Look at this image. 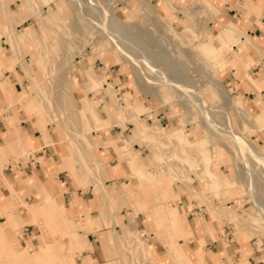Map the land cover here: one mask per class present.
<instances>
[{
	"label": "crops",
	"instance_id": "obj_1",
	"mask_svg": "<svg viewBox=\"0 0 264 264\" xmlns=\"http://www.w3.org/2000/svg\"><path fill=\"white\" fill-rule=\"evenodd\" d=\"M175 1L186 7V13L192 7L202 11V1L206 4L203 11L211 12L207 21L212 22L217 37L224 38L213 40L215 46L220 50L231 47L228 63L222 62L218 70L216 67V77L204 58L195 55L223 86L220 74L224 73L222 80L230 87L229 91L224 86L234 110L244 115L243 123L254 130L251 140L264 148V0H193L196 6L188 5L192 0H156L159 10H154L167 26L186 16L173 5ZM32 13H38L37 17ZM62 13L57 0H0V156L8 151L31 150L41 138L46 143H41V153L34 152L25 164L17 163L14 171L9 164L0 171V247L5 252L1 256L9 255L20 264H47L53 259L56 264H264V248L249 242L251 238H264V227L250 211L241 214L251 208L247 206L250 200L243 195L231 199L229 193L236 196V192L227 186L220 171L221 185L213 183L224 188L220 194L224 196L218 201L211 202L201 186H193V171L187 169L188 158L183 154L191 147L205 166L213 164L210 157L203 148L185 142L175 127L166 130L140 115H149L156 108L154 99L145 95V104L128 90L116 94L107 72L104 83V62L99 72L93 65L95 57L104 55L95 40L88 46L92 57L86 60L91 69L84 72L85 61L77 62V104L69 91L73 89L68 81L72 75L68 67L63 68L65 64L47 73L49 98L42 97L39 89L35 95L38 86L32 87V83L42 77L37 79L31 73L28 55L51 56L53 48L43 42L47 37L45 24L47 18L56 21ZM192 26L200 34V29ZM204 32L206 40L211 37V31ZM63 33L64 38L71 36ZM57 40L62 42L61 37ZM229 64L237 66L228 68ZM120 70L124 72V67ZM109 75L115 86H128L120 72L110 69ZM109 96L115 104L106 112ZM232 97L240 100L244 110ZM123 99L128 103L120 107ZM219 99L226 103L223 97ZM159 104L175 106L188 114L187 108ZM42 106L50 110L52 119L41 113ZM81 111L93 124L77 123ZM31 114L37 116V123L29 119ZM170 116L159 114L156 119ZM45 121L54 122L60 130L55 131L56 138L46 131ZM189 121L186 115L185 122ZM127 122L131 124L129 134L123 130ZM167 123L176 124L173 119H167ZM155 137L160 143H155ZM134 140L148 142L155 158H145ZM177 150L181 155L173 157ZM168 160L174 172L163 168ZM200 179L205 188L211 185L206 174ZM172 184L177 192L170 194ZM16 199L24 206L20 213L7 209ZM194 199L206 200L210 208L205 204L204 209L195 207ZM181 208H185L183 212ZM20 221L25 223L16 238L23 245L15 252L9 247L7 234ZM222 225L229 228L232 238L219 228Z\"/></svg>",
	"mask_w": 264,
	"mask_h": 264
},
{
	"label": "rangeland",
	"instance_id": "obj_2",
	"mask_svg": "<svg viewBox=\"0 0 264 264\" xmlns=\"http://www.w3.org/2000/svg\"><path fill=\"white\" fill-rule=\"evenodd\" d=\"M80 1H82V3H87L86 0H80ZM103 1H104L103 3L109 2L111 5H114V2L116 0H103ZM142 1L146 2L152 8V11H153L152 15L142 16V18H141L142 9L140 7L142 6ZM57 2L59 4V6L61 7V9L63 10V13L56 20V21L59 20L58 22H56L53 18H47V23L45 24L47 26V37L46 38L44 37V40H43L45 45H47V46L50 45L51 48H53V49L50 48L51 49V56L45 57V55H44V57H42V58H36V57L31 56L30 53L28 55V62L31 64V67H32L31 73L34 74V77H36L37 79L42 77L38 81V83L37 82L32 83V87H33V84H34V87L37 84L38 88H34V91L36 92L35 95H37V92L39 89L42 97L49 98V94L46 91V89L48 88V86L46 84L47 73L49 71H51L52 69H55L56 67H58L62 64L68 63V69H69L70 74L72 75V77H70L68 81L72 84L71 87H73V89H71V90L69 89V91L71 92V96L73 98L74 104H77V94L75 91V88L77 86V83L75 81V76L79 75L78 70H77L78 68H76V66L78 67V65H79L77 62L78 61L80 62V60L85 61V64H82V71L85 72V71L91 69L90 63H87L86 60H87V58L92 57V55H91V49L92 48L88 47L82 55H76L75 54L76 44L73 43L71 41V39H69V38H71L72 36L74 38L81 37L79 35L83 31H84V33H87V28L86 27H83V28L79 27V30L77 31L73 25H68L69 22L70 23L75 22V20H76V14H75L74 6L70 3L69 0H57ZM173 5L177 8H180L179 10L182 11L183 14L186 16L183 19L178 18L179 22L176 20L172 21L171 22L172 25H170V26H167V24H165L162 21L160 16L154 10V9L159 10V8L156 5V0H149V1L148 0H141V1L140 0H121L120 2L117 3V6H114L112 8V11L119 19H122V20L125 19L129 22L128 24H131L132 27L134 26L133 28H134L135 33H138L142 36H147V39H150L149 43H148V44H150L149 47L154 49L155 52L158 51L155 49V47L156 48L158 47V49H159L158 52H160V51H164V52L168 51L169 52V53L167 52L166 55L168 56V58L170 60H174L175 62L180 61L184 71L186 70L185 73L186 74L188 73V75L192 76L197 81L198 87H199L201 93L205 96V98L207 100H209L210 104L214 108H217V109L226 108V105L224 104V102L221 99H219V97H221V95L219 94L218 90L215 88V86L212 83L209 82L208 79L204 78L202 71H203V67H205V66L202 64V60L198 57V60L201 62L203 67L198 65V64L193 65L192 63H190V61L188 59L185 60L186 58H184V57H186L187 55L195 56V57H197L196 55H198L200 57H203L204 61L211 66V70L213 72V75H215L217 77L216 67L218 70L219 65L222 64V62L228 63L227 62L228 61V55L231 52V47L229 46L226 49L220 50V49H217V47L215 46L213 40L221 41L224 38L222 36L217 37V35L213 31L214 28H213L212 22L210 20L207 21L208 16H209L208 14L211 12L208 13V12L203 11V10H205V7H206V4L203 1H202V5L200 6L202 11H197L196 7H192L191 8L192 11H190V12L188 11L186 13V7L181 8L180 3L175 1V2H173ZM188 5L196 6V3H194V1L192 0L191 2H189ZM44 7H45V10H47V7L45 5H44ZM32 14H34L37 17L38 13H36V14L32 13ZM179 14L181 15L180 12H179ZM156 17L160 21V23L162 24L163 28L173 35L175 33H180L182 31H184V29L186 27H188L189 25L191 26V24L200 29V34L195 37L196 39L193 42H190V43L184 44L180 41H177V44H176V43H172V42L167 41V42H164V44H165L164 47L162 45L160 46L159 44L154 43V41H156V38H160V36H159L160 31L157 28H155V26L152 24L155 21ZM64 18H66V21L64 20ZM219 20L222 22V18H219ZM37 23H38V20H37ZM59 23H60V26L62 25V28H63V29H61L62 30L61 32L57 31L56 24L59 25ZM58 30H60V28ZM205 30H209L212 32V35H210L211 37H209L207 40H206V34L204 32ZM64 31L68 32V34L71 36L70 37L67 36L64 38V33H63ZM78 32H79V34H78ZM59 37L62 38V42H58L57 38H59ZM67 40H69V41H67ZM94 40H95V44L99 48L100 53L104 54V55L101 58L99 56L95 57V59L93 61V65H94V69L99 72L101 69H103V62H104V83L107 84L106 77H105V73L107 72L108 76H109L108 79L113 82V86H114V89L116 91V94H120L122 91L128 90L133 95L135 100L141 99V101L144 102L145 104H146V101L144 100L145 95L154 99L156 102V105H157L156 108L153 109L149 115L146 113H141L140 115L145 116V119L147 120V122L148 121L149 122L156 121V122L160 123V125L163 126L166 130H171V129H173V127H175L176 129L179 130L180 134H182L183 140L185 142H193L195 144V146L198 147L199 149L203 148L204 151L206 152V154L208 155V157H210L213 164H211L209 166H205V165L199 163V160H198V162H196V164H193L194 159H192V156H196L198 158V154L196 152L194 153L192 151L191 147L187 149V152L185 154H183L185 157L188 158L186 161L187 169L189 171H193V172H197V173H198V171L200 172V174H198V175H195L193 172L191 173L192 174L191 179H192L193 186L196 189H199L201 186L202 190L204 191L205 197L207 199L209 198L211 200V202H214L216 200L218 201L219 200L218 197L224 196V195H220L221 192L224 191L223 190L224 188L214 187L213 183H218L219 185H221V182H220L221 177L219 174L221 172L222 174L225 175L227 186H230L232 188L231 191L236 192V196H233L232 193L231 194L229 193V196L231 197V199H236V198H238V196L243 195L244 199L250 200V203L247 206L248 207L250 206L251 208L250 209H244L241 212V214L242 213L245 214V212L247 213L250 211L251 214H254L251 217L254 216L253 218L257 219L258 222L264 227V218L261 216V214L256 212L257 207L255 206L254 200H253L251 194L247 191V188L243 182L242 173L244 171L242 170L243 168L241 166L242 162L240 161V159H237L238 156L236 155V149L234 147V143H233L232 139L229 136L224 134V139L221 142L218 141L217 137L214 134L210 133L207 125L201 120L200 114H199L198 110L196 109V107L193 105V103L191 101H189L188 99H186L184 102L179 101L178 100V94L176 91H174L175 90L174 88H171V87L158 88L155 94L153 92L145 91L140 84L141 78L135 73V71L133 69L132 62L130 60L126 59L121 54V52L114 45H112L106 39H104V37H98V38H95ZM154 44H155V46H154ZM179 46H181V47H179ZM216 53L218 54L217 56L220 58L219 61L214 60V58H216L217 56L212 57V55L216 54ZM171 56H173V57H171ZM32 58H33V61H32ZM183 58H184V60H183ZM101 59H103V61ZM158 62H162V60L156 61V63L158 64V67L162 68V66H163V68H165L164 65L161 64L162 65L161 66ZM211 62H213V63H211ZM187 63L189 65V67H188ZM250 65L251 64H249L248 66H250ZM120 66L124 67V72L122 70H120ZM230 66H237V64L236 65L235 64H229L228 68ZM142 68L146 74L153 76V77L156 76L154 71L153 70L151 71L146 64L142 63ZM190 68L193 69L192 72L190 71L191 70ZM197 68H198V70H197ZM110 69H112L113 73L120 72L121 76H122L121 77L122 82L123 81L129 82L128 86H125V85H123L122 87L121 86H115L116 82H114L113 79H111V77L109 75ZM167 70H169V72ZM205 70L208 73L206 67H205ZM243 70H245V69H243ZM243 70L239 71V72L237 71V74L238 75L241 74L243 72ZM176 71H177L176 69H169L167 67V69L165 70V73H166V76L171 77V76L175 75ZM198 71L200 72V74ZM190 72L192 74H190ZM193 74H195V75H193ZM223 74L224 73L220 74V76H221L220 81L230 91V87L227 84H225V82L222 80ZM56 78L57 77L53 78V80ZM48 81H50V80H48ZM115 81H116V79H115ZM133 87H135V89H136L135 90L136 94H135V92H132V90H131V88H133ZM216 92L218 93V96L215 95ZM95 93L96 92H94V93L91 92L90 94L94 95ZM120 97L124 98V94ZM120 97L118 96V98H120ZM110 99H111V102L105 108L106 112L108 110V107L115 104L112 97H110ZM233 99L235 101H237V106L240 109L244 110L242 108L240 100L235 99V98H233ZM37 100L39 102L43 101V99H41V98L40 99L38 98ZM122 101H125V103H119L118 102L119 106L120 107L126 106V103H128V100L123 99ZM159 102L160 103H167L168 105H176L178 107L181 106V107L187 108V109H189L188 114L180 112L178 110V108H176L175 106L170 107V108H168V106L166 104L160 106ZM18 105L19 106L21 105L20 102H18ZM233 105H234V103H233ZM23 112H24V110H23ZM41 113L52 119V114L47 107L42 106ZM91 113H92L93 117L97 116V114L94 110V107L92 108ZM233 113L236 117L235 126L238 128V130L241 131L248 138V141L250 143H252V145L255 148L261 150V153H264V148L262 146H259L253 140H251L250 134L253 133L254 130H251L245 123H243L244 115L240 114V112L238 110H234V109H233ZM159 114L171 115V116L168 118H161L160 121H158L156 119V117L159 116ZM186 115H188L190 117L191 121L185 122ZM250 117L252 118V116H250ZM25 118H27V117H25ZM89 118L90 117H88L87 113H84L81 111L77 115V123L78 122H84L85 123L88 121L89 123L93 124V121L89 120ZM29 119L33 120L34 122L37 123V116L36 115L31 114ZM167 119L168 120L173 119V121L175 120L176 124L174 123L172 125L171 123H167ZM126 125L127 126L123 130L127 134H129V126L131 124H130V122H127ZM45 128H46V131L48 132V134L52 132L51 133L52 139L56 138L55 131L60 133V130L58 129V127L56 126V124L54 122L45 121ZM92 134L94 135V132L91 133V135ZM159 140H160V138H157V137L154 138V141L156 144L160 143ZM134 142H136V146H140V148H137V149L141 154H143L145 156V158H147L149 160H153L155 158L153 152L150 150L148 142H141L138 140H134ZM41 143L46 144L44 142V140L41 138V141L40 142L38 141L37 144L35 145V147L32 148L31 150L23 151V152L8 151V153L1 155L0 156V171L5 166H7L8 164L11 166L13 171L15 170V168H17V163H19L21 165L25 164L27 162V159L30 156H32L34 154V152L38 151L39 153H41L40 152L41 151V145H42ZM189 151L192 153L190 156L188 155ZM172 155H173V157H179L181 155L180 150L174 151L172 153ZM171 164L172 163L168 160V162H166L164 164L163 168L166 167V169H169L172 172H174V170H173L174 167L173 166L170 167ZM239 171H241V173H239ZM205 174H206L207 178L210 181H212L211 185L207 188H205L204 182L202 181V179H200L202 177H205ZM200 180H201V182H200ZM186 185L190 190L191 189L193 190L192 185L189 181H186ZM172 192H177L174 184H172L168 190V193L171 194ZM261 192H262V194H264L263 187H261ZM21 199H23V197ZM194 200H196L198 202V203L195 202V204H196L195 207L198 206V207H201L204 209L203 204H205L208 206V208H210V206H209L210 203H208L206 200H201V199H194ZM226 203L231 204L232 202L228 201ZM252 204H253V206H252ZM11 208L20 213V211L24 209V206L22 205V203L18 199H16L15 202H11L9 204V207L7 209L10 210ZM181 209L183 212L185 208H181ZM232 210L234 211L235 209L233 208ZM0 215H1V213H0ZM24 223H25V221H20L15 226V228H13V230L7 234L9 236V241L11 244V245L9 244V247L11 249H13L15 252L17 249H20V247L23 245L16 238V234L21 233L22 225ZM219 228L222 229L223 231H225L228 234V236H230L232 238L231 232L229 231V228L227 226L222 225V226H219ZM143 232H145V231H143ZM148 234L149 233L147 232V235ZM137 237H138V235L134 237L135 240L140 241L139 237L138 238ZM257 238L259 240L255 239V238L249 239L250 245H253L251 243V241H254V243L257 244V246L260 245L262 248H264V238H260V237H257ZM3 253H5V252L0 247V264H20V262H16L13 259H10L9 255L1 256V254H3ZM140 260H141V257H140ZM47 264H56V262L53 259L50 262H48Z\"/></svg>",
	"mask_w": 264,
	"mask_h": 264
},
{
	"label": "bare ground",
	"instance_id": "obj_3",
	"mask_svg": "<svg viewBox=\"0 0 264 264\" xmlns=\"http://www.w3.org/2000/svg\"><path fill=\"white\" fill-rule=\"evenodd\" d=\"M69 1L74 6L76 20L75 22H69L68 25H73L77 31L79 27L87 28V33L83 31L79 35L81 37L74 38L72 36L69 38L76 44L75 54L82 55L86 47L92 45L95 38L104 37V39L114 45L126 59L132 62L133 69L141 78L140 84L145 91L155 94L158 88L171 87L177 92L179 101L184 102L186 99L191 101L198 110L201 120L207 125L210 133L217 137L218 141L221 142L224 139V134L232 139L236 149V155L238 156L237 159H240L242 162L241 166L244 171L242 173L243 182L254 200L255 206L257 207L256 212L261 214L264 218V194L261 192V187L264 189V153H261V150L255 148L252 143L248 141V138L235 126L236 117L233 113L234 105L229 94L225 90L226 88L206 72L205 67L202 66L198 57L190 55L184 57L186 58L185 60L188 59L193 65L198 64L203 67L202 73L204 78L208 79L220 92L221 97L224 98L226 108H214L209 100L201 93L197 81L192 76L188 75V73H185L186 70L184 71L180 61L175 62L174 60H170L166 55L168 51L158 52V47H155V49L158 50L155 52L154 49L149 47L150 44L148 43L150 39H147V36L135 33L134 26L132 27L131 24H128L129 22L125 19H119L113 13L112 8L117 6V3L121 0H116L114 5H111L109 2L103 3V0H86L87 3H82L80 0ZM140 8L142 9L141 18L142 16L153 14L152 8L144 1H142V6ZM64 20L66 21V18H64ZM152 24L160 31V38H156L154 43L160 46L162 45L163 47L165 45L164 42L167 41L176 44L177 41L184 44L190 43L199 35L198 30L192 25L186 27L184 31L173 35L163 28L157 17ZM56 26L57 31L61 32V29H63L62 25L60 26L59 23V25L56 24ZM59 28L60 30H58ZM159 60H162V62L158 63L164 65L165 68H163L162 65L163 69L158 67L156 61ZM142 63L146 64L151 71L153 70L156 76L153 77L146 74L142 68ZM64 67L67 68L68 63H66L63 68ZM167 67L169 69H176L178 72L176 71L174 76L168 77L165 73ZM190 69L192 72L193 69ZM167 71L169 72V70ZM191 72L190 74H192ZM57 73H59V71H53V74ZM1 153L2 152H0V154ZM191 154L192 153L189 151L188 155L190 156ZM192 159H194L193 164H196L199 160L196 156H192ZM170 167L172 166L170 165ZM239 173H241V171H239Z\"/></svg>",
	"mask_w": 264,
	"mask_h": 264
}]
</instances>
